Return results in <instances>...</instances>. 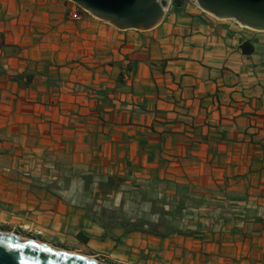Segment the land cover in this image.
Instances as JSON below:
<instances>
[{"label":"crops","instance_id":"crops-1","mask_svg":"<svg viewBox=\"0 0 264 264\" xmlns=\"http://www.w3.org/2000/svg\"><path fill=\"white\" fill-rule=\"evenodd\" d=\"M21 1L29 17L44 12L35 28L49 34L0 61V129L8 121L44 139L67 132L85 153L140 171L182 169L201 185L246 186L250 201L264 202V32L193 2L171 4L139 31L73 20L53 0ZM136 246L150 264H264L218 235L150 236Z\"/></svg>","mask_w":264,"mask_h":264},{"label":"rangeland","instance_id":"rangeland-1","mask_svg":"<svg viewBox=\"0 0 264 264\" xmlns=\"http://www.w3.org/2000/svg\"><path fill=\"white\" fill-rule=\"evenodd\" d=\"M21 2L0 0V61L7 52L26 48L30 39L41 43L49 34L35 28L45 20L44 12L29 17ZM53 2L66 17L77 13L73 20L99 19L71 0ZM190 2L197 4L172 0L173 6ZM122 69L130 72V63ZM47 134L44 139L37 130L13 132L8 121L0 129L1 232L103 264H150L152 254L145 258L146 249L136 246L145 237L204 234L240 242L248 255L264 260V202L250 201L248 187L201 185L182 169L140 171L132 163L85 153L67 132L60 138L54 131Z\"/></svg>","mask_w":264,"mask_h":264},{"label":"water","instance_id":"water-1","mask_svg":"<svg viewBox=\"0 0 264 264\" xmlns=\"http://www.w3.org/2000/svg\"><path fill=\"white\" fill-rule=\"evenodd\" d=\"M97 18L120 30H150L162 15L157 0H71ZM217 17L230 15L251 25L264 26V0H198ZM200 6V7H201ZM154 28V27H153ZM0 264H103L83 255L61 251L45 242L23 240L0 231Z\"/></svg>","mask_w":264,"mask_h":264},{"label":"bare ground","instance_id":"bare-ground-1","mask_svg":"<svg viewBox=\"0 0 264 264\" xmlns=\"http://www.w3.org/2000/svg\"><path fill=\"white\" fill-rule=\"evenodd\" d=\"M161 1L162 0H157V2L159 3V4H161ZM167 3H166V5L165 6H162V15L157 19V21H155V24L152 26V28L153 27H155V26H157L160 22H161V20L164 18V16H165V14H166V12H167V10L170 8V6H171V4H172V0H165ZM197 1V4L199 5V7L201 6L200 5V3H199V1L198 0H196ZM202 10H204L205 12H208L209 14H212L213 16H215V17H217L214 13H213V11H209V10H206V9H204L202 6L200 7ZM217 18H219V19H233V20H235L236 22H238L240 25H242V26H244V27H247V28H250V29H253V30H256V31H262V32H264V26H261V25H256V26H254V25H251L250 23H249V21H245V22H243L241 19H239V18H237V17H231L230 15H224V16H222V17H217ZM13 234H15V233H13ZM16 235H18V234H16ZM21 239H23V240H28L27 238H24V237H22V236H20V235H18ZM37 242H39L38 240H36ZM48 244V243H47ZM50 245V244H49ZM59 250H61V249H59ZM61 251H65V250H61ZM67 252H69V253H74V254H79V255H83V256H85V257H87V258H91V259H95V260H97V258L96 257H93V256H88V255H85V254H83V253H79V252H73V251H67Z\"/></svg>","mask_w":264,"mask_h":264},{"label":"built area","instance_id":"built-area-1","mask_svg":"<svg viewBox=\"0 0 264 264\" xmlns=\"http://www.w3.org/2000/svg\"><path fill=\"white\" fill-rule=\"evenodd\" d=\"M72 18H73V19H79V15H78L77 13H74V14L72 15Z\"/></svg>","mask_w":264,"mask_h":264},{"label":"trees","instance_id":"trees-1","mask_svg":"<svg viewBox=\"0 0 264 264\" xmlns=\"http://www.w3.org/2000/svg\"><path fill=\"white\" fill-rule=\"evenodd\" d=\"M244 49H245V51H250V50H251V49H248V48H246V46H245V48H244Z\"/></svg>","mask_w":264,"mask_h":264}]
</instances>
